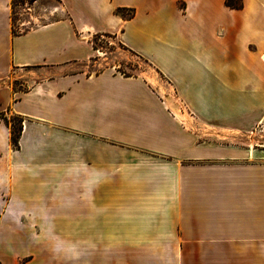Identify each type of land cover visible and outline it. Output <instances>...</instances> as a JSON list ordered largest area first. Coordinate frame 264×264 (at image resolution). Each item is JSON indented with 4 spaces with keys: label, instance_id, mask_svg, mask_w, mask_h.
<instances>
[{
    "label": "crops",
    "instance_id": "obj_1",
    "mask_svg": "<svg viewBox=\"0 0 264 264\" xmlns=\"http://www.w3.org/2000/svg\"><path fill=\"white\" fill-rule=\"evenodd\" d=\"M29 1L0 0V264H264V0ZM102 32L169 90L91 71Z\"/></svg>",
    "mask_w": 264,
    "mask_h": 264
},
{
    "label": "rangeland",
    "instance_id": "obj_2",
    "mask_svg": "<svg viewBox=\"0 0 264 264\" xmlns=\"http://www.w3.org/2000/svg\"><path fill=\"white\" fill-rule=\"evenodd\" d=\"M34 4L33 1L29 0H13L12 12L16 27L26 17L27 12H30L28 8L34 12ZM127 15H131V13L129 12ZM93 40H95L94 46L97 53L91 58L89 63L91 71L112 68L117 73L123 75L142 76L156 83V86H160L166 91L169 90L170 85L168 81L161 76L153 64L142 55L129 50L120 41L117 34L107 32L97 33L94 35ZM14 85L17 84L14 83ZM163 94H166V92ZM200 127L210 132L215 131L207 125L201 124ZM249 133V137H242V146L254 147L257 159L264 161V122L253 128Z\"/></svg>",
    "mask_w": 264,
    "mask_h": 264
},
{
    "label": "trees",
    "instance_id": "obj_3",
    "mask_svg": "<svg viewBox=\"0 0 264 264\" xmlns=\"http://www.w3.org/2000/svg\"><path fill=\"white\" fill-rule=\"evenodd\" d=\"M226 4L233 8H242L243 0H226ZM12 131H13V135H12L13 143L15 145H18V140L22 131V123L19 119L13 120Z\"/></svg>",
    "mask_w": 264,
    "mask_h": 264
}]
</instances>
